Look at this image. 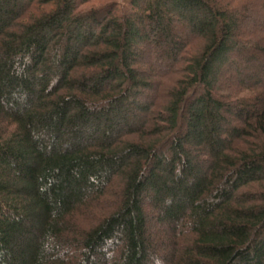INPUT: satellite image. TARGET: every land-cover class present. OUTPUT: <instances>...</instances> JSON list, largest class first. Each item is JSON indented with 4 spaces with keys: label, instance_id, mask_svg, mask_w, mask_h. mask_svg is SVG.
Masks as SVG:
<instances>
[{
    "label": "trees",
    "instance_id": "1",
    "mask_svg": "<svg viewBox=\"0 0 264 264\" xmlns=\"http://www.w3.org/2000/svg\"><path fill=\"white\" fill-rule=\"evenodd\" d=\"M0 264H264V0H0Z\"/></svg>",
    "mask_w": 264,
    "mask_h": 264
},
{
    "label": "rangeland",
    "instance_id": "2",
    "mask_svg": "<svg viewBox=\"0 0 264 264\" xmlns=\"http://www.w3.org/2000/svg\"><path fill=\"white\" fill-rule=\"evenodd\" d=\"M78 223L80 226L85 227L87 225V221L82 216L79 218Z\"/></svg>",
    "mask_w": 264,
    "mask_h": 264
}]
</instances>
